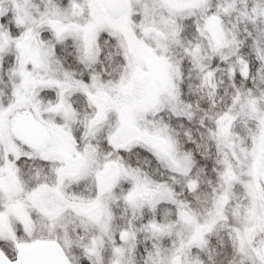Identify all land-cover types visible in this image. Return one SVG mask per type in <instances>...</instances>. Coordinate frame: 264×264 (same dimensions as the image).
<instances>
[{
    "label": "snow or ice",
    "instance_id": "snow-or-ice-1",
    "mask_svg": "<svg viewBox=\"0 0 264 264\" xmlns=\"http://www.w3.org/2000/svg\"><path fill=\"white\" fill-rule=\"evenodd\" d=\"M0 264H264V0H0Z\"/></svg>",
    "mask_w": 264,
    "mask_h": 264
}]
</instances>
